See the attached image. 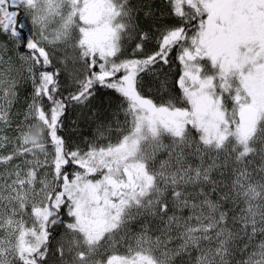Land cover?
Masks as SVG:
<instances>
[{"label": "snow or ice", "instance_id": "6c2138e0", "mask_svg": "<svg viewBox=\"0 0 264 264\" xmlns=\"http://www.w3.org/2000/svg\"><path fill=\"white\" fill-rule=\"evenodd\" d=\"M0 264H264V0H0Z\"/></svg>", "mask_w": 264, "mask_h": 264}]
</instances>
